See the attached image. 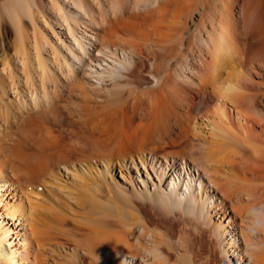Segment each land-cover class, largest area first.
I'll return each mask as SVG.
<instances>
[{"label": "bare ground", "instance_id": "1", "mask_svg": "<svg viewBox=\"0 0 264 264\" xmlns=\"http://www.w3.org/2000/svg\"><path fill=\"white\" fill-rule=\"evenodd\" d=\"M0 37L2 264H264V0H0Z\"/></svg>", "mask_w": 264, "mask_h": 264}, {"label": "rangeland", "instance_id": "2", "mask_svg": "<svg viewBox=\"0 0 264 264\" xmlns=\"http://www.w3.org/2000/svg\"><path fill=\"white\" fill-rule=\"evenodd\" d=\"M5 37H7V40H13V38H14V35H13V33L11 32V33H9V34H6L5 35ZM3 39H1V37H0V56H2V55H5V53H4V51L6 52H8L10 55L12 54V53H14V51H15V49L14 48H11V49H6V47H5V42L4 41H2ZM6 49V50H5ZM13 50V51H12ZM3 57V56H2ZM1 58V57H0ZM209 101V104L210 105H207L206 107H204L203 109L204 110H202V114H200V115H203V113L204 112H208V113H210L209 111H210V109H212L213 108V105H212V102H211V99H208ZM207 102V103H208ZM212 105V106H211ZM212 107V108H211ZM204 111V112H203ZM209 117L211 118L212 117V114H210L209 115ZM204 122L206 123V124H208V123H210L209 121H207V119L205 118L204 119ZM206 126V125H205ZM75 128L76 129H79V131H82L83 132V130L86 132V130L84 129V128H81V125H80V123H77L76 122V124H75ZM209 126L207 125L206 127H205V129L206 130H209ZM84 132V133H85ZM87 134H89V133H87ZM88 146V147H87ZM87 146H86V148H85V152H83V153H85L86 154V152H87V150L88 149H90V145H89V143L87 144ZM88 148V149H87ZM80 150V149H79ZM88 153V152H87ZM2 189H3V191H2ZM4 189H6V188H2V187H0V195H2V194H5V196H3V197H0V228H6V227H10L11 228V230H12V232L10 233V235H6L5 237L7 238V242L4 240L3 242H2V244H1V246H2V249H3V252H5L4 251V249L6 248V246H8V245H10L11 246V249L12 250H15L17 253L19 252V253H21V254H23L24 252V249H25V247L27 246V245H25V243L23 242V239H24V237L26 236V235H28V234H32V231H31V226L29 225V223L27 222V220L25 219V218H22V217H19V218H17V217H15V218H13V217H11L9 214H6V204H7V202H9V201H11V203H14L15 201H17L18 202V200H19V198L17 197V196H15V197H13V194L12 193H14L13 191H11V190H9V191H7V192H5L4 191ZM2 191V192H1ZM20 195V194H19ZM23 201H24V203H25V207H26V210H27V208H28V206L26 205L27 204V201H26V199H25V197H24V195H23ZM119 204V203H118ZM120 205V204H119ZM30 226V227H29ZM184 230L182 229V228H179L178 229V231L176 232V238H179L180 237V235L183 233L184 235H182V239H181V241H179V242H181L182 244H188V250L187 251H189V256H191V254H194L195 256L197 255V257L195 258V256L194 255H192L191 257H187V259H185V261H182L184 258H182V260L181 259H178V256L176 257H174V259L172 260V262H178V260H180L179 261V263H182V264H192V262H194L195 264H216V262H217V260H219L220 258L217 256V254H216V256H214V250H213V247L211 246V248L209 247V241H208V237H206V234H205V236L204 237H202V238H197L198 236H196V234H195V232L193 231V230H190V229H188V231H186V233L187 234H185L184 232H183ZM181 233V234H180ZM184 236H188V237H184ZM189 236H191V237H189ZM207 239V240H206ZM187 240V241H186ZM189 240L191 241V243H188L189 242ZM29 243H30V241H29ZM192 243H193V246H192ZM203 243H205V244H203ZM209 243V244H208ZM67 244V246H69V247H71V246H74L75 245V243H73V242H67L66 243ZM30 245H31V247L28 249V254H26L25 255V260H23L21 263L19 262V264H44L45 263V261H42V259H41V253H40V251H39V249H38V247H37V245H36V243L34 244H32V243H30ZM196 245V246H195ZM207 245V246H206ZM25 246V247H24ZM166 246V245H165ZM164 246V248H166ZM192 246V247H191ZM201 246V247H200ZM199 247H200V249H199ZM206 247V248H205ZM209 248H210V251L211 252H209ZM37 249V250H36ZM195 249V250H194ZM197 249V250H196ZM199 249V250H198ZM190 250H191V254H190ZM193 251V252H192ZM201 251H203V252H201ZM195 252V253H194ZM197 252V253H196ZM200 252V253H199ZM206 252H207V254H206ZM183 253H184V251H183ZM203 253V254H202ZM206 255V256H205ZM208 255H209V257H208ZM32 256V257H31ZM193 256H194V258H193ZM40 257V258H39ZM204 257H205V260H204ZM213 257V258H212ZM214 257H215V259H214ZM39 258V259H38ZM89 257H87L86 259H85V264H88V262L89 261H91V259H88ZM189 258H191L192 259V262L190 263V261H189ZM206 258H208L207 260H206ZM195 259H197V260H195ZM212 259H214V260H212ZM41 260V261H40ZM71 260V259H70ZM69 260V261H70ZM75 259H72L70 262H69V264H72V263H74L75 261H74ZM177 260V261H176ZM194 260V261H193ZM18 261V260H17ZM72 261H74V262H72ZM38 262V263H37ZM44 262V263H43ZM211 262V263H210ZM215 262V263H214ZM1 264H2V262H0ZM68 263V262H67ZM193 263V264H194ZM3 264H5V263H3ZM46 264V263H45ZM75 264H78V263H76L75 262Z\"/></svg>", "mask_w": 264, "mask_h": 264}]
</instances>
